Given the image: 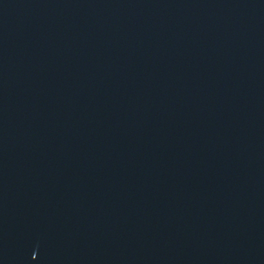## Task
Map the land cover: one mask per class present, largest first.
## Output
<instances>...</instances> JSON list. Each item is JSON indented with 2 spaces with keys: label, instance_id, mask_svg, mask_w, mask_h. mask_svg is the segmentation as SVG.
Returning <instances> with one entry per match:
<instances>
[{
  "label": "water",
  "instance_id": "obj_1",
  "mask_svg": "<svg viewBox=\"0 0 264 264\" xmlns=\"http://www.w3.org/2000/svg\"><path fill=\"white\" fill-rule=\"evenodd\" d=\"M0 264H264V0H0Z\"/></svg>",
  "mask_w": 264,
  "mask_h": 264
}]
</instances>
